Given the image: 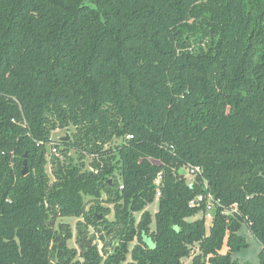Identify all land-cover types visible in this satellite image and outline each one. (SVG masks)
<instances>
[{"label": "trees", "instance_id": "1", "mask_svg": "<svg viewBox=\"0 0 264 264\" xmlns=\"http://www.w3.org/2000/svg\"><path fill=\"white\" fill-rule=\"evenodd\" d=\"M243 224L264 264V0H0V264H249Z\"/></svg>", "mask_w": 264, "mask_h": 264}, {"label": "rangeland", "instance_id": "2", "mask_svg": "<svg viewBox=\"0 0 264 264\" xmlns=\"http://www.w3.org/2000/svg\"><path fill=\"white\" fill-rule=\"evenodd\" d=\"M65 136H68V139L70 138V131L66 130H61V131H56L55 133L52 134V139L55 141L59 140L60 138H63ZM51 155V150L48 148V158H50ZM69 156L72 159H76V154L74 152H70ZM86 163H88V159L86 160ZM45 171L51 178V172H50V165L45 166ZM192 177H190L191 179ZM105 198V195H103ZM101 206H103L107 211L104 217H102V214L98 215V221L102 220V218H106L108 221L113 220L114 212H113V205L110 203H102ZM146 210L149 211L152 215L157 211V199H155L150 205L146 207ZM203 219V214L202 212L196 213L194 216L190 217L188 221H194V220H201ZM62 221L68 222L71 226V232L72 236L70 241L68 242L69 246H72L77 252H80L83 245L84 248H90L91 246H96L98 250H100L103 246L104 243L112 241L110 235H105V231L102 230H97L93 228L92 226H87L84 224V221L82 219H74V218H63ZM79 223L82 232L78 229L76 224ZM211 226V220L208 219L207 217L204 220V227L206 232L209 231V228ZM239 235L244 238L246 243L248 244V247L240 250L239 252H235L231 254V258L233 260H237L241 263H249V264H259V258L258 255L262 249L261 245L254 239L252 234L249 232L247 229L246 225L243 224L241 225L239 229ZM100 236H104V240L102 241ZM85 241V242H84ZM87 244V246H85ZM221 252L223 254L226 253V246L224 245L221 249ZM183 264H190L189 259H186Z\"/></svg>", "mask_w": 264, "mask_h": 264}, {"label": "built area", "instance_id": "3", "mask_svg": "<svg viewBox=\"0 0 264 264\" xmlns=\"http://www.w3.org/2000/svg\"><path fill=\"white\" fill-rule=\"evenodd\" d=\"M127 139H131V136H127ZM51 154L57 155L58 151L56 146H52L50 148ZM186 175L189 177H196L201 174V168L199 166H188L185 169ZM162 177L158 174L153 182L156 191V198L160 196V183ZM217 202L215 201L213 195L209 192L205 194H199L193 199L189 201V208H199L202 212L204 219L207 217L208 219L212 220V210L216 206Z\"/></svg>", "mask_w": 264, "mask_h": 264}, {"label": "water", "instance_id": "4", "mask_svg": "<svg viewBox=\"0 0 264 264\" xmlns=\"http://www.w3.org/2000/svg\"><path fill=\"white\" fill-rule=\"evenodd\" d=\"M67 140H68V136H65V137L59 139L60 142H64V141H67ZM26 158H27V155L25 154L24 155V159L22 161V167H21V175L22 176H25L28 173ZM181 173H182V175L186 174L185 170H182ZM85 246H87V244Z\"/></svg>", "mask_w": 264, "mask_h": 264}]
</instances>
